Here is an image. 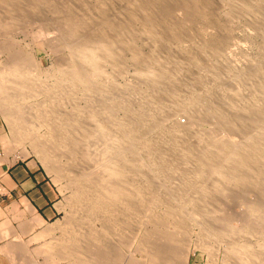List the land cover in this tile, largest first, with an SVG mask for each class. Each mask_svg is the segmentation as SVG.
Instances as JSON below:
<instances>
[{
    "label": "bare ground",
    "instance_id": "obj_1",
    "mask_svg": "<svg viewBox=\"0 0 264 264\" xmlns=\"http://www.w3.org/2000/svg\"><path fill=\"white\" fill-rule=\"evenodd\" d=\"M38 1L53 19L33 40L64 53L58 73L68 78H21L8 95L27 125L45 130L37 146L64 163L75 185L65 255L89 264H182L191 227L204 249L211 245L201 231L219 241L232 218L261 231L264 0ZM239 27L255 33L246 39L256 57L242 47ZM128 60L134 76L120 85L114 78L125 76ZM78 79L88 82L81 91ZM229 246L221 264H264L257 246Z\"/></svg>",
    "mask_w": 264,
    "mask_h": 264
},
{
    "label": "rangeland",
    "instance_id": "obj_2",
    "mask_svg": "<svg viewBox=\"0 0 264 264\" xmlns=\"http://www.w3.org/2000/svg\"><path fill=\"white\" fill-rule=\"evenodd\" d=\"M34 2H35V5H34L35 8L31 9L29 7L30 6L29 3L26 1H23V0H0V132L2 135V139L0 141V148L3 150L4 154H11L14 157H27V158H31V159L38 161L44 167L47 175L50 177V179L52 180V182L54 183V185L56 186V188L58 190V196H57L56 201H55V209L57 210V205L60 204L62 211L57 210L58 214L55 217V220L57 219V221L52 223L51 225H49V227L45 231V240L43 238H41V239H39V241H31L30 242L32 245V248L34 250L37 249L38 247L41 248L46 241L47 242L46 251H47L48 255H50V257H51V262H50L51 264H85V263L89 264L88 262H85V261L80 260V259L76 260L74 256L65 255L64 250H63L64 244H65L64 241L66 239L65 238L66 234H67V232H69L71 230L69 227H71L73 225V221L75 222L74 208L76 207L75 205L79 201V199L76 196L75 185L71 181L70 177L65 173L64 163L62 162L63 165H61V161H59L56 157H53V156L47 157V156L43 155V153H41V151L43 149H41L40 147L37 146V144H38L37 138L41 134H43L45 132V130L36 124L27 125L26 121L23 120V118L21 119V115L17 114L12 109L14 100L12 97L9 96L10 92H11L10 90L12 89L9 87H11V86L14 87L15 82L21 78H25V79L26 78H33V79H41L42 78L41 80H46V81H50V82H53L54 80H66V78H68V77L58 73V71L61 68L66 66V64H63V63H66V61H65L66 58H65L64 53L63 54H62V52L60 53L59 52L60 50L52 48L50 45H44L41 42V40H38V41L33 40L35 37V34L37 33V26L44 21H49V20L53 19L51 16V12L49 10L45 9L43 7V5H41L38 0H35ZM245 29L246 28H244V27H242V29H241V27H239L236 30V33L239 31V33H237V34H239L238 36L241 35L239 37V40L242 37V39L240 40L241 45L242 44L247 45V46L243 45L242 47L246 49L245 50L246 52L250 50L249 54L251 55V57L254 58V57H256L255 56L256 55L255 54L256 53L255 52L256 46H255V44L250 43L246 39V37H251V36L255 35V33L251 32V34L253 33L251 35L249 32L250 29H246L248 31V33ZM49 31H50L51 35H54V34L56 35V32H55V31H57L56 28L51 27ZM250 31H252V30H250ZM240 32H241V34H240ZM246 33H247V35H245ZM253 37H255V36H253ZM53 38H56V36H54ZM252 44L254 45V47ZM251 46L253 47V50L250 49ZM13 51L20 54V56H21V57L19 56V58L17 60H15V61H18L20 63V65L18 67L14 66L15 61L11 57V52H13ZM250 52H252V54ZM129 60L126 62L127 68H125V72H126L124 74L125 76H123L122 78L121 77L114 78V80L120 85L128 82L129 79L131 81L133 76H134L135 67H134V65L132 66V63ZM27 61L30 64L29 68H26ZM91 80H92L91 83L95 86V88L97 87L96 90H102V88H104V80L101 77L95 75L91 78ZM84 81H85V83H84ZM84 81H82L81 79H78L77 81H75V82H77V83H75L76 85L74 84V87L76 86L75 89L78 91H81L82 89H84V84L88 83L86 80H84ZM4 88H5V90H3ZM8 93H9V95H8ZM222 104L224 105V103H222ZM181 119H182V117H179L180 122H183L184 118L182 120ZM13 126H14V128L16 127L14 129L15 131H13ZM21 126H22V129L19 128ZM36 126H37V128H35ZM27 129L33 130V132L35 131L36 135L33 132H32L33 136L31 135V133L26 134ZM37 129H39V130H37ZM35 141H36V143H35ZM52 158L55 160H53ZM76 198H77V201H76ZM231 206H232V208H231L232 210L231 209H229V210L231 211L232 214H234L236 212V210L239 211L238 206H234V205H231ZM234 209H235V212L233 213ZM224 212H227V211L224 210ZM229 212H227V213H229ZM235 219L236 218H232V220H230V222H231L230 224L234 225V226H232L233 228H230V230H231L230 232L227 231V233H225L226 236H225V238H222L223 241H222V239L221 240L219 239V241L218 240L216 241L212 234H210L211 237H209V234L203 235V233L201 231L200 235H202L203 238H205V240L210 239L209 240L210 242L205 241V242H207L206 244L211 245V246H209L208 249H206V248L204 249V247H202V245H201V242L198 241V239H199L198 234H199L200 230L197 227L189 228L186 231V233H187L186 237L189 236V238H187V239L189 240V242L190 241L191 242H190V244H188V248H187L188 251H187V254L185 255V259L183 260L184 262L182 261L181 263L182 264H210V263L211 264H219V263L221 264L223 261L220 257L223 258V254L225 256H227L226 253L229 251V247H230L229 245H231V243H233V244L236 243L237 247H239L241 249H248V248H250V246L253 249V248H255V246H257L253 250L256 252H263L261 250H264V246L262 247L261 245L262 244L264 245V224H263L264 221H263V223L261 222V224H262V225L260 224L261 228L260 227L258 228V229H261V231L259 230V232H258L257 229L255 231L253 230V228L251 229L252 225L251 226L249 225V228H246L248 226L242 227L241 223L238 221V218L236 220ZM51 222H49V223H51ZM67 222H70V223L72 222L71 223L72 225L71 224L68 225ZM236 227H237V230H236ZM196 229H198V230H196ZM232 229H234V230H232ZM239 229H240V231H239ZM248 229L251 230V235H250V231H249V237L248 236L246 237V235H248V233H247ZM191 230H192V232H191ZM236 231H237V233L234 234V232H236ZM245 231L247 234L245 233ZM192 234H193V236H192ZM254 234H256V235H254ZM227 235H229V237L231 239H229V237ZM231 235H233V236H231ZM236 235H238V236L236 237ZM202 236H201V239H202ZM191 237H193V238H191ZM233 237H235L236 239H234ZM245 238H247L249 240V243H248V240ZM226 239H228L229 241ZM42 240H44V241H42ZM196 241L199 244H195ZM211 241H212V243H211ZM226 241L228 244L226 243ZM237 241H238V243H237ZM257 242H259V243H257ZM215 243H216V245H215ZM245 243H246V245L248 243V245H250V246L247 247L248 246L247 245L245 247L244 246ZM260 243H261V245H260ZM194 244H195V246H194ZM220 244H221V246H220ZM239 244L241 246H238ZM196 245H198V246H196ZM199 245L201 248L199 247ZM202 248H203V250H202ZM210 248L211 249L217 248V249H214L216 251L212 250L214 252V254L216 253V255H213ZM225 248L227 249L226 252L224 250ZM209 251H211L212 254L209 253L207 255L206 253H208ZM60 252H61V254H60ZM208 256H210V258H208ZM135 257L138 259V262L139 261L142 262L145 260L140 255H135ZM212 257H214V258H212ZM224 258H226V257H224ZM37 259H38V261L41 262V264H48L44 261L45 258L42 255L38 256ZM213 260L215 261V263H213L214 262ZM80 261H82V263ZM142 263L143 264H154V263H150L147 261H144Z\"/></svg>",
    "mask_w": 264,
    "mask_h": 264
},
{
    "label": "crops",
    "instance_id": "obj_3",
    "mask_svg": "<svg viewBox=\"0 0 264 264\" xmlns=\"http://www.w3.org/2000/svg\"><path fill=\"white\" fill-rule=\"evenodd\" d=\"M57 196L38 161L4 154L0 148V264H41L40 255L51 264L47 242L35 250L30 242L45 240V231L57 221V210L62 211L60 204L55 209Z\"/></svg>",
    "mask_w": 264,
    "mask_h": 264
}]
</instances>
